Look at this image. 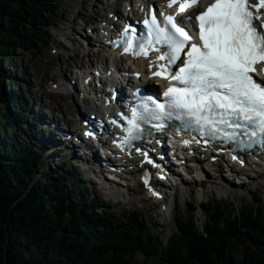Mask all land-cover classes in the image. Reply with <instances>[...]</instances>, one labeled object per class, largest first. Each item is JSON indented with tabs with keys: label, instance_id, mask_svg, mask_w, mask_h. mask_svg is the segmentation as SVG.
I'll list each match as a JSON object with an SVG mask.
<instances>
[{
	"label": "trees",
	"instance_id": "trees-1",
	"mask_svg": "<svg viewBox=\"0 0 264 264\" xmlns=\"http://www.w3.org/2000/svg\"><path fill=\"white\" fill-rule=\"evenodd\" d=\"M57 3L0 0V264H125L137 252L162 264H264L258 208L208 203L201 228L177 214L176 232L163 244L150 237L135 211L100 212L84 191L75 195V205L74 190L61 176L35 171L40 154L24 147L17 132L6 134L21 95L11 90L6 98L8 71L1 67L15 50L36 48L34 36L49 29Z\"/></svg>",
	"mask_w": 264,
	"mask_h": 264
},
{
	"label": "snow or ice",
	"instance_id": "snow-or-ice-1",
	"mask_svg": "<svg viewBox=\"0 0 264 264\" xmlns=\"http://www.w3.org/2000/svg\"><path fill=\"white\" fill-rule=\"evenodd\" d=\"M174 2L170 0L168 6ZM196 3L198 0H186L180 5V11ZM262 8L264 0L256 4L249 0H215L196 17L202 45H189L193 37L177 25L171 15L165 17L170 27H159L155 15L144 21L151 30L143 39L154 36L155 43L168 46V51L158 57L168 63L154 75L166 72L180 60L181 52L188 46L187 59L181 61L182 66L170 76L181 87L170 86L164 93L168 97L169 115L190 118V127L194 124L198 126L194 128L196 131L207 130L212 138L221 132V126L233 129L225 132L227 140L237 138V129L251 130L250 135L260 137L256 142L264 146V86L250 75L255 71L254 65L264 62ZM127 33L125 29V35ZM143 47V43L139 44L140 49ZM155 108L163 113L165 104H155Z\"/></svg>",
	"mask_w": 264,
	"mask_h": 264
},
{
	"label": "rangeland",
	"instance_id": "rangeland-1",
	"mask_svg": "<svg viewBox=\"0 0 264 264\" xmlns=\"http://www.w3.org/2000/svg\"><path fill=\"white\" fill-rule=\"evenodd\" d=\"M64 1L65 4L58 14V25L51 28V31H48L49 34L47 31L40 30L41 33L38 32L34 36V42H39V49L34 50L30 47L28 50H23L21 48L19 50H15L11 55V59L5 61L3 67H1L3 72L8 71L6 73L8 78H15L16 82H14L12 89L16 91L20 89L19 91L23 93V99H26L27 102H29V106L32 107V113L39 112L40 114H44V116L42 115L44 120H48L50 116L54 115L56 117L60 115L64 116L65 118H69L71 117V114H73V111L70 110H76V105L73 108H69V106H71V103L75 99L77 100L78 93L73 91L72 97H64V95H62L58 89H52V86L55 85L54 83H60L64 80L66 84H69L68 81L73 79L74 85H78L79 80L75 76L76 71L74 69L76 64L82 63L87 65H96L100 62V60H102V62L105 64L108 63V60L101 58L99 53L90 57L83 55V53H79V55H77L78 60L76 58H71L72 51L71 49L69 50V43H74L81 52L83 49L79 47L80 45L75 43V41H65L66 35L63 34L68 33L72 27L74 30L72 31L71 36L73 40H76L74 32H83L86 30V26L83 23V18H89L88 16H93L91 10L92 8L101 5L99 0ZM102 1L105 2L107 0ZM69 19H75L76 21L71 22ZM68 20L71 23H69ZM80 24H82L80 26L81 28L79 27ZM32 44L34 46L33 42ZM8 78L6 79L4 89H2L7 93L10 92L9 88L11 87L10 83L7 85V80L10 81ZM67 90L69 91V89ZM3 107L5 106L0 103V110H3ZM87 113L88 112H86V115ZM45 114L48 117H45ZM13 124L20 130H24V128H26L24 122L22 121ZM65 124L66 123L64 122V125ZM60 125H63L62 121H60ZM20 139L21 143L26 142L25 137ZM65 159L68 160V158ZM83 176L89 178L90 173L84 172ZM206 176L207 179L202 185H200L196 179L195 185H192V180L186 179L184 181L183 179V185H180L177 190H171L170 201L176 200L178 202V214H180L185 219H190L191 215L188 202L182 198L183 190H188V196H191L196 206L200 205L199 203L206 200L208 197L209 199H214V201L219 202L224 207L228 208L230 207L238 210L245 207L258 208L260 210V221L264 223V184L259 186V182L264 183V177L260 180H254L251 184L245 183L242 188L237 187V189L233 192L232 188L229 187V191L226 193V191L220 188V185L217 183L218 180L215 179L213 175L206 173ZM131 183L134 184L133 182ZM255 183H257L258 187H256L257 189L255 188L256 190L254 189ZM92 186L95 192L98 191L97 195L100 196L107 205L113 208L118 215H121L124 208L128 210H137L141 215L142 223L145 229L148 231L152 239L158 238V240L163 241V244H167L169 238L176 232V222L174 218L175 213L171 211L172 215H167L168 217H166L164 214L158 215L157 212L159 209H156L155 206L150 202L144 201L142 196L145 197V195L140 191L138 186L135 185V191L130 192L128 190L129 199L121 197L115 198L111 194H106L99 185H95L93 182ZM252 189L256 191V194ZM196 193H198L197 199L194 198ZM198 209L199 208L197 207L193 215L197 223L202 224L204 221V216L200 211H198ZM233 251L238 252L240 250L234 248ZM125 264H162V262L157 257L144 256L143 254L137 252L135 256L131 259L129 258Z\"/></svg>",
	"mask_w": 264,
	"mask_h": 264
},
{
	"label": "bare ground",
	"instance_id": "bare-ground-1",
	"mask_svg": "<svg viewBox=\"0 0 264 264\" xmlns=\"http://www.w3.org/2000/svg\"><path fill=\"white\" fill-rule=\"evenodd\" d=\"M119 3V0H116V2H109V1H106L105 3H104V7H105V9H107V11H110L111 9H115V8H119L118 6H117V4ZM128 4V3H127ZM100 18V16H96V18ZM104 18V17H103ZM103 18L102 19H100L99 20V23H101V21L103 20ZM105 18H107V17H105ZM69 20H71V19H69ZM68 20V22H70ZM72 22V21H71ZM108 26H110V25H108ZM64 35H66L67 33H63ZM88 38V40H92V41H96L95 40V38H94V35L92 36V35H87V32L85 31V34H81V36H80V40H75V43H77V44H79L80 46L79 47H81L82 49H83V51L81 52L79 49H78V47H72L71 48V51H72V55H71V58H76L77 59V55H79V53H83V55H85V56H88V57H90V56H92V55H97L98 53H99V55H100V57L101 58H107V60L109 59L110 61L111 60H116V61H122L121 59H118V58H116L114 55H112V53H110V52H108L107 50H106V48H102L101 46L100 47H97V45L96 44H92V43H90V44H88L87 46H85L86 45V39ZM65 39H68V38H65ZM69 39H71V38H69ZM83 46H85V47H83ZM78 60V59H77ZM102 62V60H100V64H102L101 63ZM80 64V63H79ZM88 67V65L87 64H82L81 63V65H77L76 66V68H77V73H81L82 72V70H84L85 68H87ZM108 68V66H106L104 69H103V71H105L106 69ZM67 88L69 89V91L67 90ZM74 88V86H70V85H68V84H66L65 82H64V80H63V82H60V84H58V87H57V89L58 90H60V91H62V92H60L62 95H64V97L65 96H69V97H72L73 96V94H72V92H71V90ZM80 92V89H78V93ZM63 97V98H64ZM87 98V97H86ZM74 100V99H73ZM76 100V99H75ZM73 101L72 103H71V106H69V108H73V107H75V105H76V110H70V111H73V114H71V117H69V118H65L64 116H52L51 117V120H52V122L54 123V124H56V125H58L59 124V121L60 120H63L66 124L64 125L65 127H67V128H70V127H75V124H74V118H72V116L73 115H75V113L76 112H78V105H77V103H78V101L76 100V101ZM82 101H86V99H85V97L83 98V100ZM51 108V107H50ZM68 108V109H69ZM93 108H96V106H93ZM54 112H55V109H54ZM53 113V112H52ZM65 113V112H64ZM85 114V113H84ZM42 115V114H41ZM48 117V116H47ZM262 170H264V166H262V165H260L259 166ZM260 171V172H257L256 174H257V177L256 178H259V179H261V178H263L264 177V173H263V171ZM202 171H204V170H202ZM196 173V177H194L193 178V176H191L192 175V173ZM251 173H253V172H251ZM189 178H190V180H192L193 181V183H196L195 182V179H196V181L198 180V178H199V171H197V170H193V171H190L189 173ZM221 176V179H222V181L223 182H226V183H228L229 184V180L228 179H225V177H223L222 175H220ZM110 177H112V176H110ZM107 179H109V178H107ZM209 179H210V176H209ZM253 181H251L249 184H251ZM121 183H124V181L123 180H121ZM201 183H203V182H201ZM134 184H135V181H134ZM134 184H131V182H129V183H127L125 186H123L127 191L129 190L130 192L131 191H135V189H136V186L134 185ZM245 184V182L243 183V185ZM116 185H118L117 187H120V186H122V185H124V184H116ZM264 186V185H263ZM245 187V186H244ZM262 187V186H261ZM258 188V187H257ZM256 188V189H257ZM118 189V191H119V193H120V188H117ZM255 189V190H256ZM254 190V191H255ZM122 194V193H121ZM255 194H256V191H255ZM128 195H129V193H128ZM137 196V195H136ZM135 202V201H134ZM132 203H133V200H132ZM167 213H169V212H166V214Z\"/></svg>",
	"mask_w": 264,
	"mask_h": 264
}]
</instances>
